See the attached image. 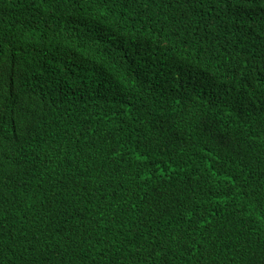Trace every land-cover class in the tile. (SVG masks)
Here are the masks:
<instances>
[{
  "label": "trees",
  "instance_id": "1",
  "mask_svg": "<svg viewBox=\"0 0 264 264\" xmlns=\"http://www.w3.org/2000/svg\"><path fill=\"white\" fill-rule=\"evenodd\" d=\"M0 264H264V0H0Z\"/></svg>",
  "mask_w": 264,
  "mask_h": 264
}]
</instances>
